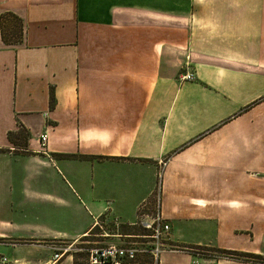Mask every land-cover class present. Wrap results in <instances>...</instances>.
Listing matches in <instances>:
<instances>
[{
    "label": "crops",
    "instance_id": "0c3cea01",
    "mask_svg": "<svg viewBox=\"0 0 264 264\" xmlns=\"http://www.w3.org/2000/svg\"><path fill=\"white\" fill-rule=\"evenodd\" d=\"M5 13L23 40L0 30V264H73L57 243L135 225L158 198L170 247L264 258V0H0ZM158 264L264 263L180 248Z\"/></svg>",
    "mask_w": 264,
    "mask_h": 264
},
{
    "label": "built area",
    "instance_id": "2783aa9c",
    "mask_svg": "<svg viewBox=\"0 0 264 264\" xmlns=\"http://www.w3.org/2000/svg\"><path fill=\"white\" fill-rule=\"evenodd\" d=\"M181 81H187L193 79V73L186 72L179 78ZM47 139L46 135L41 136L40 141L43 146ZM165 162L161 161L160 166L163 167ZM159 192V188H158ZM147 232L145 236H124L125 238L131 239H145L152 242L153 247L148 252L155 258L158 259L159 255L165 250H177L176 247H170L172 249H165L167 245L168 236L170 233L169 225L164 220L160 207L159 198L156 199V205L151 212L141 213L138 216V220L135 223ZM165 242V243H163ZM97 243V242H96ZM169 246V245H168ZM68 250L60 249L58 254L54 255V261H58ZM87 261L88 264H121V259L126 258L129 260L134 259L136 250L131 247V244L123 248H118L114 245H108L106 247H91L87 249ZM0 262L5 263V259H1Z\"/></svg>",
    "mask_w": 264,
    "mask_h": 264
},
{
    "label": "rangeland",
    "instance_id": "374dc122",
    "mask_svg": "<svg viewBox=\"0 0 264 264\" xmlns=\"http://www.w3.org/2000/svg\"><path fill=\"white\" fill-rule=\"evenodd\" d=\"M11 22L8 21V29L11 26ZM144 229L139 227L138 225H132L129 227L128 230H122L120 226L118 227L115 223H108L103 230L99 229L98 231H94L93 233H100L95 238L92 237V235L89 236L86 240H80L79 242H76L74 244L72 243H57L60 249L62 250H68L69 253L73 254H79L78 256L82 255V258H78L77 262L79 264H87V249H90L91 247H106L108 245H114L118 248H123L125 246H128V244H131V247L136 250L135 257L132 260L123 258L121 259V264H130L131 262L137 261V259L141 258L142 260H145L146 263H139V261L134 264H158V259L155 260L153 256L148 252L150 248L153 247L152 242L150 240L145 239H135V237H132L131 239L125 238L124 236H140L136 234H147V232L143 233ZM129 234V235H125ZM145 236V235H142ZM97 240V241H94ZM97 242V243H96ZM165 243V242H163ZM165 249H172L170 246H165ZM179 250L180 248H175ZM202 252V251H201ZM204 253V252H203ZM215 255V253H212ZM146 256H149L150 258H146ZM159 258V257H158Z\"/></svg>",
    "mask_w": 264,
    "mask_h": 264
},
{
    "label": "trees",
    "instance_id": "16d2710c",
    "mask_svg": "<svg viewBox=\"0 0 264 264\" xmlns=\"http://www.w3.org/2000/svg\"><path fill=\"white\" fill-rule=\"evenodd\" d=\"M11 20V26L8 29V21ZM0 30H1V35H2V40L5 45H18L22 42L23 40V23L21 19H19L17 16H15L12 13H5L0 16ZM52 101V98H51ZM28 138V134L24 132V130L19 129L16 133H9L8 134V139L9 141L12 142L14 145H19L22 144L23 142L26 141ZM107 224L104 222L97 224L96 227L91 231L90 235H92L93 238H95L97 235L100 233H93L94 231H98L99 229L103 230ZM119 227V226H118ZM129 227L128 225H123L120 226L122 230H128ZM145 233L146 231H142ZM129 235V234H125ZM136 235H147V234H136ZM89 238V237H87ZM87 238H84L82 240H86ZM97 241V240H94ZM181 250H189L193 251L198 254H210L214 255L212 253L217 254L220 257L226 258V259H232L236 261H244V262H252V263H264V258L253 255V254H248V253H237V252H232V251H225V250H215V249H210V248H202V247H180ZM202 251V252H201ZM204 252V253H203ZM79 254H73V264H79L77 261L78 258H82V255L78 256ZM146 258H150L149 256H146ZM139 261V263H146L145 260H142L141 258L137 259L135 261L136 263ZM135 262H131L130 264H134ZM88 264V261H87Z\"/></svg>",
    "mask_w": 264,
    "mask_h": 264
}]
</instances>
